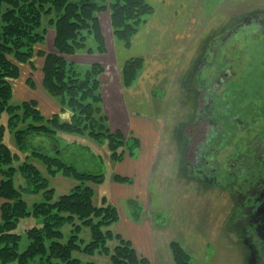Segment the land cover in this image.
Listing matches in <instances>:
<instances>
[{"label": "rangeland", "instance_id": "rangeland-1", "mask_svg": "<svg viewBox=\"0 0 264 264\" xmlns=\"http://www.w3.org/2000/svg\"><path fill=\"white\" fill-rule=\"evenodd\" d=\"M146 1L151 5V11L145 15L144 21L131 36L129 45H126L114 34L111 14L109 11H105L99 13V17L105 35L106 52L92 55L80 52L68 59L77 63L81 68L95 62L103 64L106 70L104 75L106 78L103 79L106 97L105 104L103 101V108H106V115L108 112H113L115 114L114 123H118V117L126 111L128 119L133 116L138 118L137 122L141 123L144 135L141 133L136 137L140 139L141 143L142 138H147L145 132L146 134L147 131L149 132V138L153 142V149H155L153 157L149 159V154L141 156L138 164L142 167L140 171L142 174L129 175L133 164L131 160L134 158H127L128 161L124 162L123 160L122 163L114 162L110 158L107 144H99L83 135L58 133L57 139L60 147L65 148L62 158L75 164L81 171L95 172L98 171L97 166L100 164V158L97 156L102 157L106 178L100 185L90 183L95 191L94 203L97 206L101 204L104 196L110 203L112 196L116 193L115 186H118L116 184H122L112 181L114 174L134 178L133 185L121 187L125 188L124 197L128 196L135 200L124 209L126 215L130 212L135 222L141 219L148 225V229L151 228L155 232L162 230L166 242L174 240L180 242L191 256V264H246L243 245L235 233L233 202L226 193L216 189L206 191L205 188H200L195 180L189 181L186 175V166L183 165L185 160L181 159L184 140L180 136L181 133L179 134L177 131L181 129L182 125L188 124L192 117L195 118L197 108L195 100L189 97L193 94L187 90L186 77L196 69L202 54L208 49L206 41L210 39L212 33L228 25L238 16L242 17L249 13L264 14V0ZM48 21L49 18H45L44 25L47 28V34L45 45L41 49L52 52L54 51L55 31ZM261 21L264 22V17ZM249 30L248 28L242 32L243 30L239 29V34L232 30L227 42H224L226 46H223V50L213 54L216 59L215 63H209L206 60V64L200 70V74L204 70L209 75L211 73L220 75L221 72L230 68L233 72L230 74V84L234 83L239 88L235 90L232 102L229 99L226 102L234 103L233 107L237 104L238 108H242L239 111L243 112L249 111L244 109L246 107L243 102H239V99L243 97L240 83L244 80L246 85L251 86V94L256 90L257 84L264 83V43L260 39H256L254 42L250 40L251 38L246 40L244 33H249ZM253 31L254 27H251V37L254 36ZM215 37L217 39L213 40L211 44L217 40L220 41L219 34L212 39ZM217 48L219 49V47ZM138 57L143 60L142 69L139 71L137 80L131 86L125 87L120 75L121 69L129 59ZM41 61V58L35 61L37 69L34 74L30 67H22L23 75L21 80L15 84V94L11 104L36 98L45 113L47 111L58 112L60 106L57 101L43 89L40 73ZM221 61L222 65L219 64ZM31 76L34 87L29 84ZM251 76L254 81L250 85L247 79ZM208 83H211L210 78ZM238 95L240 98H235ZM208 97L210 100L206 106L214 111L209 116L215 126L220 129L209 133V136L214 137L213 139H211L212 137L208 138L211 153L208 158L203 154L200 159L204 158L207 161L213 159L214 152L218 151L219 158H233L238 162L239 159L236 158L240 156L239 153L243 152L242 149L245 148L244 145L249 140L257 141L260 136L264 137V113L262 111L264 110V101L259 102L262 104L261 110L259 109L260 104L252 106L251 115L249 113V117L245 118L246 115H238V112H228L227 103L222 106V109L217 103V95ZM246 100L247 105L251 103L249 98ZM203 106L201 105V107ZM216 108L221 111L222 117ZM230 113L231 115H229ZM225 114L227 118H235L236 124L226 125ZM68 115L66 112L63 117L67 118ZM8 118L9 115L5 113L0 119V124L4 125L6 129L4 142L19 156V160L13 164L18 168L32 149L18 150L14 135L8 128ZM246 119L249 121L246 122ZM242 121L245 124H241ZM109 124H111L110 120ZM111 128L118 130L113 126ZM190 128L193 130L199 128L196 134H202L201 126H191L190 124L187 134L190 133ZM225 131L230 133L229 140ZM122 132L126 136L130 135L128 134L129 130ZM221 137H226L227 141L222 143ZM36 140L35 146L40 145L45 151L50 150L52 139L38 136ZM199 140H192L191 160L192 153L195 154L199 146ZM258 145L260 148L261 145L259 143ZM216 148L220 149L215 151ZM251 148L252 155L254 149L252 146ZM226 150L228 151L225 153ZM262 150L264 151V146H262ZM139 152L140 150L134 152L136 159L140 156ZM254 158L258 160L260 157ZM204 159L203 162H205ZM261 159L264 160V152ZM28 161L43 172L49 181L50 188L55 189L52 202L57 201L60 196L70 193L72 188L78 184L75 179L64 176L62 173L50 177L46 167L35 157L28 158ZM260 164L264 166V162H259ZM213 167L217 168L215 165ZM123 171L124 174H122ZM14 181L18 188L27 186L19 170L15 174ZM23 198L30 209L35 203L45 201L43 192L23 193ZM120 201H123V197ZM121 208L119 209L120 216ZM36 224L37 220L33 217L21 220L18 228V232L23 234L20 251H23L29 243L25 230ZM107 229L114 234L122 235L119 232H125V229H123L124 231L118 230V221L108 226ZM130 230L132 231L130 233L137 231ZM61 231L64 235L62 241L65 242L70 237L71 225L66 224ZM80 236L85 243L90 241V229L83 226ZM122 236L133 242L128 231ZM116 245L117 241L114 240L107 243L105 247L110 249L109 253L104 251L87 255L76 252L74 256L83 262L111 264V254ZM0 264L2 263L0 262ZM9 264H17V262Z\"/></svg>", "mask_w": 264, "mask_h": 264}, {"label": "trees", "instance_id": "trees-1", "mask_svg": "<svg viewBox=\"0 0 264 264\" xmlns=\"http://www.w3.org/2000/svg\"><path fill=\"white\" fill-rule=\"evenodd\" d=\"M146 0H0V119L7 113L8 128L14 135L18 150L32 149L17 167L18 154L4 142L5 126L0 124V262L9 264H97L83 262L76 252L92 255L107 253L109 241H117L111 254V264H151L136 251L131 241L114 234L108 226L119 221L118 209L104 196L99 206L94 203L95 191L90 183L100 185L106 174L101 156L98 171H81L62 158L58 133L83 135L99 144H107L112 161L121 162L135 156L140 139L113 130L103 108L101 76L105 67L99 62L81 68L68 57L80 52L104 54L105 35L99 13L109 11L114 34L126 45L137 27L150 13ZM45 18L54 28V51L41 49L45 45ZM41 58L40 73L43 89L60 106L58 112L45 113L36 98L11 104L15 84L23 75L22 67L36 72L35 61ZM142 59L131 58L121 69L125 87L131 86L142 69ZM32 76L29 84L34 87ZM68 112V117L63 114ZM52 139L45 151L35 146L36 137ZM35 157L46 167L47 174L59 173L75 179L71 192L53 201L55 189L50 188L43 172L28 158ZM19 170L26 187H16L14 177ZM113 181L131 184L133 179L115 174ZM43 192L45 201L30 209L23 193ZM133 201H131L132 203ZM33 217L37 224L25 230L29 240L20 251L23 234L18 232L21 220ZM71 225L70 237L63 242L62 227ZM88 227L91 239L81 238L82 227ZM105 247V248H104ZM175 264H191V256L178 241L169 244Z\"/></svg>", "mask_w": 264, "mask_h": 264}, {"label": "flooded vegetation", "instance_id": "flooded-vegetation-1", "mask_svg": "<svg viewBox=\"0 0 264 264\" xmlns=\"http://www.w3.org/2000/svg\"><path fill=\"white\" fill-rule=\"evenodd\" d=\"M263 17L264 14L262 13H249L242 17L238 16L231 20L228 25L211 34L210 39L206 41L208 49L202 54L196 69L191 71V74H188L186 77L187 90L193 94V96L189 97L195 100V106L197 108L195 118L192 117L188 124H191V126H201L202 134H196L197 131H199V128H196L195 130L190 128V133L187 134L189 129L188 124L182 125L181 129L177 131L179 134L181 133L180 136H182L184 140L181 159H186V164H184V166H187L186 175L187 178H189V181L192 179L195 180L197 185L200 188H205L206 191L216 189L222 193H226L233 202L235 211L233 213V223L236 224L235 233L239 238L238 240H240L243 245L245 253L243 254L246 258V264H264V215L257 213L258 208L264 201V166L261 164V166L259 165V162H264V160L261 159L263 158L264 152L262 150V146H264V140L262 139L264 137L260 136L257 141L249 140L244 145L245 148L242 149L243 152L239 153V157L237 156L236 159H239L238 162L233 158H219L218 151L216 150H219L220 148L215 149L216 152H214V158L208 160L211 161L210 163L204 158L200 159L203 154H205L204 157L208 158L211 153V148H209L208 145V143H210L208 138L212 137L211 139H213L214 137L209 136V133L213 130L219 131L218 129H220L215 126L213 120H211L209 116L211 115V112L213 113L214 111L212 108L206 106L210 100L208 96L217 95V103L222 108V106L227 103V99L232 102L234 97L233 94L235 93V90H238L239 88L238 85H235L234 83L230 84V74H233L230 68L221 72L220 75H217V73H211V75H209L204 70L200 74V70L201 67L206 64V60H208L209 63H215L216 59L213 54H217L219 51L223 50V46H226L224 42H227V38L231 35L232 30H234V33L239 34V29L244 32L249 28V33H244L247 38L246 40L251 38L250 40L254 42L256 39H260L264 43V22L261 21ZM251 27H254V31L252 32L254 35L253 37H251ZM218 34L220 35V41L217 40L214 44H211L213 40L217 39V37L214 39L212 38L218 36ZM217 47H219V49ZM219 64L222 65V61ZM209 78L211 79V83H208ZM253 81L254 78L252 76L247 79V82L250 83V85ZM246 84L244 80L240 83V89L243 90V97L240 98L238 95L235 96V98H240L239 102H243L246 107L244 109L249 112L239 111L242 110V108H238L237 104L233 107L234 103L230 102L227 103L226 109L228 112H238V115H246L245 118H248L249 113L251 115L252 106H257V104H260V101H264V83L257 84L256 90L252 94L251 86ZM248 98L253 104L250 103L247 105L245 103ZM201 105L204 106L201 107ZM261 105L262 104L259 105L260 110L262 109ZM218 111L220 114L221 111L219 109ZM262 111L264 113V110ZM229 115H231V113ZM224 116L226 117V114ZM220 117H222L221 114ZM247 121H249V119H246V122ZM236 122L237 120L235 118H225L226 125L236 124ZM241 124H245V122L242 121ZM225 133L228 134L226 137L229 140L231 138L229 137L230 133H228V131H225ZM222 137V143L226 142V137ZM198 139H200L199 146L196 149L195 154L192 153L191 160L190 152H192V140L198 141ZM258 143L261 145L260 148L258 147ZM251 146L254 149V154L252 155ZM227 151L228 150H226L225 153ZM258 152H260L261 156ZM254 157H257V159L260 158L255 160ZM203 159L205 162H203ZM219 159L223 161L221 162ZM214 165L217 166V168H214Z\"/></svg>", "mask_w": 264, "mask_h": 264}, {"label": "crops", "instance_id": "crops-1", "mask_svg": "<svg viewBox=\"0 0 264 264\" xmlns=\"http://www.w3.org/2000/svg\"><path fill=\"white\" fill-rule=\"evenodd\" d=\"M104 75H105V73L101 76V83H102V90H103L102 91L103 99H104V104H105V101H106L105 100L106 97H105V93H104V83L105 82L103 79L106 77ZM105 110H106V108H105ZM46 113H52V112L47 111ZM126 113H127V111L124 114H122L120 117H118V119H119L118 123H114L113 120L115 119V114L113 112H108L107 116L110 120V123H111L110 125L118 128L121 131L129 130L128 134L132 133V134L138 135V136L141 133L143 134V129L140 126L141 123L137 122L138 118L133 116V118L128 119V115ZM145 135L147 138L140 137V138H142L141 149L139 152L140 156L138 157V159H136V156L133 157L134 159L130 158V159H133V160H131V161H133V164L131 166V170L129 172V175H131V174L132 175L142 174L140 172L142 170V167L138 164L141 156L149 154V159H151L153 157V153L155 151V149H153V146H152L153 142L149 138V132L148 131H147V134L145 132ZM126 161H128V159H126L124 162H126ZM120 163H122V162H120ZM148 164H149V161H148ZM184 164H186V159L183 162V165ZM134 166H135V168H134ZM124 173L125 172L123 171L122 174H124ZM123 176H125V175H123ZM116 185H118V186H115L116 193L112 196V198H111L112 201L110 203L112 205H114L115 207H117L118 211L123 206L121 208L122 214L120 216V220L118 221V230L124 231L123 229H125V232H119V233L124 235V233H126L128 231L129 235H130V239H132V241H133L132 243H133L135 249L137 250V252L140 255H143V256L149 258V260L151 261V264H175L172 252L169 248V244L171 241L166 242V239L164 237L165 234L163 233L162 230L155 232V230H153V229L151 230V228L148 229V225L143 220L135 222V220H133V217L130 214V212H128L126 215V212L124 209L127 208V205L130 202L129 200L131 198H129L128 196L127 197L123 196L125 188L122 189L121 187H124L126 184H116ZM118 187H120V188H118ZM122 197H123V201L121 202L120 200ZM128 216H129V218H127ZM130 229H132V230L135 229L137 231H134V233H130V232H132Z\"/></svg>", "mask_w": 264, "mask_h": 264}, {"label": "water", "instance_id": "water-1", "mask_svg": "<svg viewBox=\"0 0 264 264\" xmlns=\"http://www.w3.org/2000/svg\"><path fill=\"white\" fill-rule=\"evenodd\" d=\"M257 213L264 215V201H263L262 205L258 208Z\"/></svg>", "mask_w": 264, "mask_h": 264}]
</instances>
